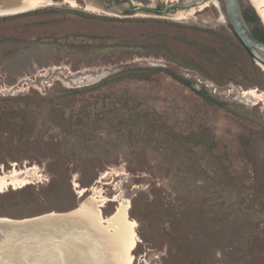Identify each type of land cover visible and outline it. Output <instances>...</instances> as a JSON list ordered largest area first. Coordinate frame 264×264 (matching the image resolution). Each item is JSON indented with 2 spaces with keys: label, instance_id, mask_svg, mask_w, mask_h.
<instances>
[{
  "label": "rangeland",
  "instance_id": "obj_1",
  "mask_svg": "<svg viewBox=\"0 0 264 264\" xmlns=\"http://www.w3.org/2000/svg\"><path fill=\"white\" fill-rule=\"evenodd\" d=\"M91 1L103 10L54 0L0 16V172L36 167L30 184L0 193V217L64 213L96 196L104 217L128 204L132 264H264V101L242 94L264 90V69L222 1L180 17L170 15L189 7L122 14L116 0ZM198 128L213 149L169 139ZM58 227L0 228L16 241ZM18 245L0 262L48 264Z\"/></svg>",
  "mask_w": 264,
  "mask_h": 264
},
{
  "label": "bare ground",
  "instance_id": "obj_2",
  "mask_svg": "<svg viewBox=\"0 0 264 264\" xmlns=\"http://www.w3.org/2000/svg\"><path fill=\"white\" fill-rule=\"evenodd\" d=\"M54 0H0V14L13 12V11H20L24 9H34L40 6L51 4ZM133 1V0H132ZM177 1V0H172ZM252 1V5L256 8L257 14L260 17L263 25H264V0H249ZM63 2L70 4L71 6H76L78 4V0H63ZM200 2V1H199ZM213 3L218 5L216 0H212ZM208 5V1L204 0L199 3V9H202ZM254 8V9H255ZM86 9L90 10H103L102 6L95 3V1L86 0ZM115 9V8H114ZM197 10L196 6H191L187 10H178L174 13H171L170 16L172 17H180L184 15L193 14ZM141 12H144L140 10ZM260 64V63H259ZM260 66L264 69V66L260 64ZM242 94L248 96L254 100H261L264 101V90H260L257 88H249V89H242ZM36 167H27L24 168H16L14 166L10 171L2 170L0 172V193L6 191L8 187H12L14 189L22 188L27 184L31 183L29 179L30 176L35 172L34 169ZM77 187V183H75ZM85 191L84 188L78 190L77 192L79 195ZM96 197V196H95ZM94 197V200H91L92 197L89 198V201L81 203L74 211H68L64 213H49L44 216H40L41 219H47L51 216L55 215H66L69 213H76L82 215L84 217L83 221H88L89 223L92 222L96 224L94 228L99 229V234L91 237L88 241L87 239L81 238L80 240L73 241L70 238L66 248H59L55 249V245L50 243V239L47 238L46 240L43 239L44 243L48 245L50 250V258L49 260H57L53 264H62L65 262V259H69L68 264H106V256L105 254V247L110 248V252L113 257L116 259V264H132L134 260V256L132 251L135 249L137 245V237L135 234V226L136 222L132 219H128L127 211H128V204L121 203L117 206L116 211L111 215L104 217L101 215L100 210L98 208V202ZM102 200V199H101ZM100 206V205H99ZM4 220L7 217H2ZM78 224H81L78 221ZM49 224V223H48ZM76 222L73 225H69V227L62 231L64 228L63 224H59L60 228L59 233H56L54 230L49 232L47 236L52 238H63L64 232L67 233L72 232V228H75ZM87 224V223H86ZM85 224V225H86ZM53 225V224H49ZM72 226V227H71ZM65 229V228H64ZM116 229V230H115ZM111 230H115V233L110 236V239H104L105 232H111ZM8 235H10L11 239L6 240L11 243L12 239L15 238L9 232L6 231ZM14 237V238H13ZM21 239V238H20ZM42 239V238H41ZM111 240V241H110ZM111 244H107V243ZM8 243V242H5ZM104 248V249H103ZM86 251H84V250ZM66 250V253L64 251ZM108 250V251H109ZM84 251V252H83ZM7 259V258H6ZM9 260V259H8ZM7 260V261H8ZM36 264V263H35ZM52 264V263H51Z\"/></svg>",
  "mask_w": 264,
  "mask_h": 264
},
{
  "label": "water",
  "instance_id": "obj_3",
  "mask_svg": "<svg viewBox=\"0 0 264 264\" xmlns=\"http://www.w3.org/2000/svg\"><path fill=\"white\" fill-rule=\"evenodd\" d=\"M199 1H204V0H188L186 2H180V1H170L164 5L163 8L155 10L152 7L148 6H143V5H136L133 8V10H145V11H151L154 12L156 11L157 13H166L170 8L172 7H177V8H188L191 6H194V4L198 3ZM222 1V6L224 10V15L232 28L234 34L237 36L239 41L242 43V45L248 50V52L252 55V57L256 60V62L262 64L264 66V41L256 37V35L252 32L251 28L248 25V22L246 21L244 17V13L242 10V5H241V0H221ZM131 4V3H129ZM29 9H24L20 11H13V12H7V13H1L0 16H5V15H13V14H18L25 12ZM74 211V210H71ZM84 217L82 218V215L79 214L78 212L74 213H69L66 215H55L51 216L50 218L47 219H41L39 216L30 218V219H24L21 221H15L12 219L7 218L4 220L2 217H0V227L3 226L4 224H13V223H26V222H34L40 225H49V224H64V228H62V231L66 230L69 226L68 225H73L75 222L77 225L80 221L81 224H78L80 228H72V232L67 233L66 231L64 232V235L62 236L63 238H52L47 236L51 241L53 245H55V249L59 248H66L70 238L73 239V241L80 240L81 238L91 239V237L95 236L96 234H99V229L96 228H91L90 223L87 221H83ZM49 223V224H48ZM87 223V224H86ZM86 224V225H85ZM72 227V226H71ZM60 230H58L59 232ZM14 238V237H13ZM11 239L10 235H8L6 232H4L0 228V253H4L7 250H11L14 247L12 246L15 242H18V251L20 253V256H26L25 258L32 256L31 259L36 258L35 261H39V259H43L44 262L48 264H53L57 260L50 261L49 254L50 250L48 245H46V242L42 241L41 238H34V237H24L21 238L20 240H13L11 243H9V240ZM104 239H107V237H104ZM8 242V243H5ZM107 247H105L106 249ZM104 249V248H103ZM110 249V248H107ZM6 251V252H10ZM66 253V250L64 251ZM2 256V254H0ZM5 254H3V257ZM36 256V257H35ZM33 260V261H34ZM69 259H65V262L62 264H68ZM0 264H3L0 262Z\"/></svg>",
  "mask_w": 264,
  "mask_h": 264
},
{
  "label": "trees",
  "instance_id": "obj_4",
  "mask_svg": "<svg viewBox=\"0 0 264 264\" xmlns=\"http://www.w3.org/2000/svg\"><path fill=\"white\" fill-rule=\"evenodd\" d=\"M252 32L256 35V37H258L264 41V31H262V34H260L259 31H257L256 29H252ZM146 70L150 73V72H155L157 70V68H152V67L150 68L149 67V68H146ZM189 87L192 88L191 86H189ZM206 131L207 130L204 128H202V129L198 128V130H192L191 132H189L187 134H181L180 132L179 133L173 132L171 134V136H169V139H171L175 144H177V143L180 145L195 144V146L203 145L204 147L211 150L215 147V142L212 138V135H209V137H208L205 134Z\"/></svg>",
  "mask_w": 264,
  "mask_h": 264
},
{
  "label": "flooded vegetation",
  "instance_id": "obj_5",
  "mask_svg": "<svg viewBox=\"0 0 264 264\" xmlns=\"http://www.w3.org/2000/svg\"><path fill=\"white\" fill-rule=\"evenodd\" d=\"M172 1V0H171ZM180 2H186V1H180ZM129 3H131V4H129ZM166 3H168V2H166ZM165 3V4H166ZM116 7H119V12H121L122 14H127V13H129V14H131V13H133V12H135L136 10H133V8L132 7H134V6H136V5H143V6H148V7H152V8H154L155 10H158V9H161V8H163L164 6H162V7H158V6H150V4H142V3H136V2H134V1H132V0H116ZM164 4V5H165ZM132 7H131V6ZM247 5L249 6V8L252 10V11H255L254 10V8L248 3V1H247ZM105 6H108V5H105ZM175 8H177V7H172V8H170L169 10H174ZM139 10H141V9H139ZM168 10V11H169ZM143 11H145V10H143ZM167 11V12H168ZM145 12H151V11H145ZM154 13H157L156 11H154ZM244 13V17H245V19H246V21L249 23L250 21H251V17L249 16V14L247 13V12H243ZM256 13V12H255ZM158 14H161V13H158ZM258 14L256 13V17H257V19H258V21H259V25H260V27H258V29H257V31H259V33L260 34H262V31H264V25H263V23H262V21H261V19H260V17L259 16H257ZM259 17V18H258ZM251 30H252V28H251ZM260 39V38H259ZM263 41V40H262Z\"/></svg>",
  "mask_w": 264,
  "mask_h": 264
}]
</instances>
